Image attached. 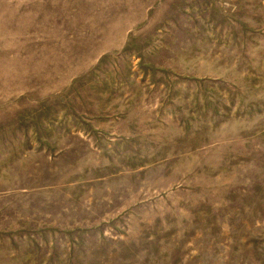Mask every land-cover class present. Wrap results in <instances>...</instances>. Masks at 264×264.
I'll return each instance as SVG.
<instances>
[{
	"label": "rangeland",
	"instance_id": "obj_1",
	"mask_svg": "<svg viewBox=\"0 0 264 264\" xmlns=\"http://www.w3.org/2000/svg\"><path fill=\"white\" fill-rule=\"evenodd\" d=\"M0 264H264V0H0Z\"/></svg>",
	"mask_w": 264,
	"mask_h": 264
}]
</instances>
